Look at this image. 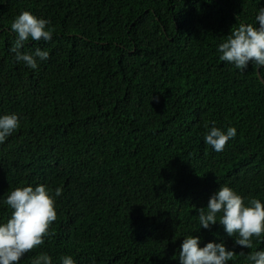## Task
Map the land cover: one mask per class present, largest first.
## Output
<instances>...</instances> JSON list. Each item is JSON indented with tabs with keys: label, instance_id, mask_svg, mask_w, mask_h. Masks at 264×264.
<instances>
[{
	"label": "trees",
	"instance_id": "1",
	"mask_svg": "<svg viewBox=\"0 0 264 264\" xmlns=\"http://www.w3.org/2000/svg\"><path fill=\"white\" fill-rule=\"evenodd\" d=\"M261 8L264 0H0V116L21 122L0 144V224L17 187L62 188L55 235L20 264L43 253L52 264L65 255L180 264L188 236L201 248L225 244L237 253L228 264H252L264 237L236 245L219 222L203 229L198 210L224 185L264 203V67L242 72L218 52ZM23 11L55 29L23 49L49 52L37 69L10 51ZM205 124L237 136L217 153Z\"/></svg>",
	"mask_w": 264,
	"mask_h": 264
},
{
	"label": "clouds",
	"instance_id": "2",
	"mask_svg": "<svg viewBox=\"0 0 264 264\" xmlns=\"http://www.w3.org/2000/svg\"><path fill=\"white\" fill-rule=\"evenodd\" d=\"M255 19L256 24L240 23L233 27L231 34L218 46L219 59L233 64L242 72L250 62L257 70L264 67V8L259 10ZM50 24V20L29 11H23L12 21L11 31L16 39L10 51L15 54L16 61L37 69L40 61L49 59L46 50L37 48L34 53H27L23 49L29 41H51L55 29L49 27ZM20 127L18 114L0 116V144ZM204 127L207 129L205 143L217 153L225 151L228 142L237 136L235 127H228L226 132L216 126L209 128L208 124ZM61 194L62 188H56L53 195L45 185L17 187L11 191L3 201L13 211L11 218L0 224V264H20L26 254L44 245L46 238L55 235L54 230L50 231V226L58 219L55 197ZM198 212L203 229H209L219 222L228 236L235 237V244L241 247L252 249L254 239L264 237V203L257 198H250L245 203V198L227 185L221 186L209 199L207 208H200ZM199 245V236L184 238L179 250L180 264H228L237 254L228 250L223 243L209 242L203 248ZM247 259L252 264H264V251H252ZM61 260L62 264H75L69 255L62 256ZM32 264H52V257L46 253L40 254L32 260Z\"/></svg>",
	"mask_w": 264,
	"mask_h": 264
},
{
	"label": "water",
	"instance_id": "3",
	"mask_svg": "<svg viewBox=\"0 0 264 264\" xmlns=\"http://www.w3.org/2000/svg\"><path fill=\"white\" fill-rule=\"evenodd\" d=\"M261 76V75H260Z\"/></svg>",
	"mask_w": 264,
	"mask_h": 264
}]
</instances>
